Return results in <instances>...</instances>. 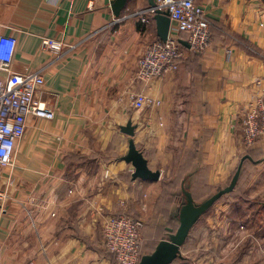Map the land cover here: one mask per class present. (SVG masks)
Returning a JSON list of instances; mask_svg holds the SVG:
<instances>
[{
    "label": "crops",
    "instance_id": "crops-1",
    "mask_svg": "<svg viewBox=\"0 0 264 264\" xmlns=\"http://www.w3.org/2000/svg\"><path fill=\"white\" fill-rule=\"evenodd\" d=\"M111 1L0 0V36L16 40L9 69L41 73L35 96L54 109L52 119L27 117L13 166L0 169V264H116L102 227L119 214L142 221L149 253L176 227L180 200L165 185L187 175L188 185L222 188L248 150L242 116L264 96V0H195L210 26L207 48L183 46L177 70L147 83L135 79L137 61L159 38L155 21L145 26L136 12L149 2L128 0L116 17ZM46 37L64 53L44 50ZM131 93L159 103L131 105ZM129 120L158 180L132 179L121 159ZM251 150L259 160L242 164L245 200L222 208L254 217L230 221L226 248L205 241L198 251L190 239L200 217L171 264H264V138Z\"/></svg>",
    "mask_w": 264,
    "mask_h": 264
},
{
    "label": "built area",
    "instance_id": "built-area-1",
    "mask_svg": "<svg viewBox=\"0 0 264 264\" xmlns=\"http://www.w3.org/2000/svg\"><path fill=\"white\" fill-rule=\"evenodd\" d=\"M154 6L136 12L138 22L147 26L153 22L157 9L167 11L170 28L165 41L153 40L146 44L137 61L135 79L143 83L177 70L185 49L179 42L180 34L194 52H203L209 43L210 32L205 9L195 0H154ZM42 48L56 55L63 52V42L52 38L42 39ZM16 40L0 36V70L7 72L0 78V169L13 166L14 151L22 139L28 116L52 119L54 109L46 106L35 93L43 86L39 72H12L10 63ZM64 53V52H63ZM131 105L158 104L144 94L131 93ZM242 141L246 149L264 138V96L257 95L248 103L241 122ZM4 193L0 189V199ZM143 223L127 214L109 216L103 223L106 250L116 264H137L143 253ZM32 264V263H29Z\"/></svg>",
    "mask_w": 264,
    "mask_h": 264
},
{
    "label": "water",
    "instance_id": "water-1",
    "mask_svg": "<svg viewBox=\"0 0 264 264\" xmlns=\"http://www.w3.org/2000/svg\"><path fill=\"white\" fill-rule=\"evenodd\" d=\"M127 1L128 0H112L110 2V7L114 16L118 17L120 15ZM148 2L149 6L155 5L154 0H148ZM153 20L155 21L157 37L165 41L170 28V17L168 12L157 9L153 14ZM179 42L184 47H190L185 40L179 39ZM134 128L135 126L132 125L130 120L120 127L121 132L128 136L127 151L122 155L121 159L130 163L133 167L131 173L132 179L158 180L160 171L151 170L148 167L146 158L133 142L132 136L134 134ZM246 159L252 160L248 154H244L240 158L227 185L218 189L200 202L194 201L191 192L186 188L188 185L183 186L179 205L171 213L178 222L176 229L168 233L164 238H161L149 253H144L137 264H171L174 260L182 258L181 248L186 242L190 230L199 218L205 214L220 197L234 189L241 172L242 164Z\"/></svg>",
    "mask_w": 264,
    "mask_h": 264
},
{
    "label": "rangeland",
    "instance_id": "rangeland-1",
    "mask_svg": "<svg viewBox=\"0 0 264 264\" xmlns=\"http://www.w3.org/2000/svg\"><path fill=\"white\" fill-rule=\"evenodd\" d=\"M255 171L257 172V170ZM244 193L245 191L243 188V190L241 191V194L238 197H234L233 195H226V194L223 195L220 199H218L214 203V205L208 210L207 213L205 212L206 214L201 216L199 220L200 222L197 224L196 226L197 228L193 230L192 236L190 239V244L194 246V249L199 246V248H197L196 250L202 251V248H203L202 245L205 241L211 242L214 245L213 250L215 251H217L219 247L223 246V244H224V248H226L227 245L225 243V238H227L228 234L230 233L228 230V225L232 223V222L230 223V221H233V220L244 221V223L246 224L248 223L247 221H249L251 217H254V212H252L251 214L249 212L248 213L242 212V213L237 214L235 213V211L230 212L228 209L222 208L223 205L225 206L226 204L235 203L237 200L241 198H242V201L245 200ZM205 198L206 196L199 197V200L202 201ZM205 220H209V223H207ZM245 224L243 225L241 224L239 226V229L242 231H249V230L251 231L250 228L254 227V226H251V227H246L244 229ZM258 229L261 232V229L259 227ZM210 237L211 239L212 238L216 239V241L212 242V240H210ZM226 242H227V239H226ZM205 246H207V244ZM208 250H211L210 243H209ZM178 260L180 261V259Z\"/></svg>",
    "mask_w": 264,
    "mask_h": 264
},
{
    "label": "trees",
    "instance_id": "trees-1",
    "mask_svg": "<svg viewBox=\"0 0 264 264\" xmlns=\"http://www.w3.org/2000/svg\"><path fill=\"white\" fill-rule=\"evenodd\" d=\"M207 22H208V19H207ZM208 27H209V32H210L209 23H208ZM180 38L182 40H184L183 39L184 38L183 33L180 34ZM196 53H198V52H196ZM251 149L252 148L248 149L247 152H246V154H248L251 157L252 160H249L248 159L247 161L250 162V163L255 164L254 162L257 161V160H259V158H258L259 156H257L256 154H254ZM242 172L239 175L238 181H237L234 189L231 192L227 193L226 195H233L234 197H238L241 194V191L243 190V186L242 185H244L243 183H241ZM187 183H188V177H187V175L185 177H178L174 181L168 182L165 185V189H168V188L175 189L176 190V194H174L171 197V199L172 200H176V199H179L180 200L181 197H182V187L188 185ZM193 184L194 185H192V184L191 185H188V187H186V188L191 192L192 197H193V199H194L195 202L200 201L199 200V197H203V196L208 197L212 193H214L215 191H217L218 189H220V187H218V188H209V187H207L205 185H202L200 182L199 183L198 182H194ZM132 218L133 219H136L135 217H132ZM170 219L173 221V224L174 225L176 224V227H177V224H178L177 220L174 217L173 218H170ZM176 227L173 228V231L176 229ZM156 243L154 244V246L156 245Z\"/></svg>",
    "mask_w": 264,
    "mask_h": 264
},
{
    "label": "bare ground",
    "instance_id": "bare-ground-1",
    "mask_svg": "<svg viewBox=\"0 0 264 264\" xmlns=\"http://www.w3.org/2000/svg\"><path fill=\"white\" fill-rule=\"evenodd\" d=\"M261 94V93H260Z\"/></svg>",
    "mask_w": 264,
    "mask_h": 264
}]
</instances>
